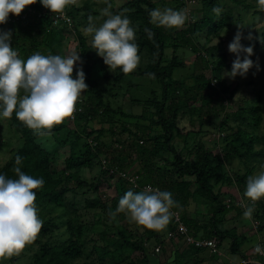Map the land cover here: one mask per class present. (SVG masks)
Returning <instances> with one entry per match:
<instances>
[{
	"label": "trees",
	"instance_id": "16d2710c",
	"mask_svg": "<svg viewBox=\"0 0 264 264\" xmlns=\"http://www.w3.org/2000/svg\"><path fill=\"white\" fill-rule=\"evenodd\" d=\"M84 1L85 16H97L99 13L95 10V2ZM156 1L123 0L118 6L117 13L132 20L139 56L147 52L150 62L145 69L139 68L129 74L119 70L115 77L107 74L105 66L96 65L100 58L92 61V44H88L80 28L81 8L76 5H69L65 9L68 20L56 22V13L37 0L19 16L10 13L7 23L0 24V31L11 32L10 43L23 59L37 52L42 55L67 54L69 50L78 52L80 61L74 65L73 78L82 69L88 85L76 106L74 117L53 128L50 135L56 141L51 148H45L41 143L42 137L47 135H39L27 128L15 113L11 119L0 116L19 138L14 146L0 141V145L9 152V157L0 164V174L17 179L14 168L19 166L25 174L45 181L43 188L36 190L38 215L43 226L32 244L39 243V247L28 264H97L90 260L92 254H96L98 264H149L151 255L144 244L155 239L153 251L157 252L156 246L161 245L160 251L163 252L167 241L174 242L167 239L168 231H177L174 218L163 236L161 232L146 230L144 238L134 236L127 228V224L123 223L126 218L124 213H116L118 201L125 192L142 191L145 185L170 191L178 204L171 211L180 214L190 233L216 241L217 251H212L180 240L186 248L174 250L175 261L182 257L192 259V264H199L209 260L210 256L221 255L222 247L226 246L230 255L240 256L239 261L226 264H264V255L242 249L256 232L250 229L238 231L237 227L229 228L226 225L227 214L231 210L243 213L246 207L251 206L254 209L252 219L256 220L257 228L261 231L264 229L263 200L245 204L222 190L224 186L235 185L243 196L247 178L253 175L255 163L259 161L261 164L264 159V146L257 148L259 143L264 142V133L260 131L264 119L263 88L255 87L252 96L243 97L234 109V98L241 84L228 83L219 74L233 63L228 51L223 50L218 56L214 53L219 45L212 43L213 38H221L225 28L226 31L230 30L233 11L223 0H201V18L189 19L183 28L167 29L150 23L149 12L158 9ZM189 1L174 0L176 6L163 5V9L185 11ZM233 1L244 4L246 10L257 5V0ZM106 3L109 7L115 6V0H106ZM214 8L220 10L219 15L213 11ZM107 18L103 14L100 20L104 22ZM243 21L240 16V29ZM145 29H150L154 34L151 39ZM259 31L261 37L255 39L253 45L264 47V25ZM69 32L75 34L74 45L65 48L64 42ZM167 48L173 49L170 59ZM180 48L191 49L195 56L192 63L186 62L184 56L177 53ZM261 58L264 60V55ZM187 65L191 66L187 68ZM186 69L190 71L184 72ZM176 71L179 73L175 74ZM127 75H144L159 84L151 96L132 99V104L144 105L140 114L126 111L122 105L114 106L106 97L107 89L100 85L101 80H112L114 84L123 81ZM190 79L192 82H189ZM95 120L108 122L113 134L118 131L125 133L126 137L105 140L103 137L107 129H95L91 126ZM184 120L188 124L182 125ZM70 121L75 127L69 125ZM208 127L213 130L210 131ZM208 133L217 146L215 149L210 148L204 140ZM83 138L86 141L78 150L75 144ZM64 146H70V154L64 159L63 169L57 171L55 166L61 156L59 150ZM17 155L22 158L20 165L15 163ZM236 162L242 164L244 170L238 168ZM96 164L100 166L97 177L88 180L81 175L83 167L92 168ZM111 179H115L114 195H109L105 190V185H111ZM85 187L96 193L94 197L85 198V207L101 209L106 215L104 224L107 226L101 232L105 244L94 245L87 255L85 243L80 241L87 225L74 220L77 206L71 204L73 217L63 218L68 210L67 193L75 194ZM192 202L205 205L203 218L200 219L198 210L190 212ZM59 208L62 213L55 212ZM110 213H116L114 218ZM62 224L66 225L63 233ZM64 233L67 235L64 236ZM259 245L264 249L261 243ZM204 248L210 250L208 259L198 255ZM137 251L143 255L139 260L132 258ZM191 254L193 257L190 258ZM243 259L246 263L242 262ZM183 264H188L187 260Z\"/></svg>",
	"mask_w": 264,
	"mask_h": 264
},
{
	"label": "clouds",
	"instance_id": "9594fccd",
	"mask_svg": "<svg viewBox=\"0 0 264 264\" xmlns=\"http://www.w3.org/2000/svg\"><path fill=\"white\" fill-rule=\"evenodd\" d=\"M36 2L0 0V24L7 23L10 13L19 16L27 6ZM40 3L52 13L65 17L67 6L76 5L77 0H40ZM257 3L264 10V0H257ZM213 11L217 15L220 13L217 8ZM104 14L108 18L99 27L89 16L85 34L92 36V49L111 71L119 69L123 74H129L140 63L136 30L127 16L111 14L108 9ZM149 16L150 23L167 29L181 28L187 21L185 11L173 8L153 9ZM145 31L151 39L152 31ZM241 39L242 33L237 31L228 45L229 52L236 54L230 78L244 77L253 67L254 62L250 59L253 47H244ZM10 41L11 32L0 31V116L11 119L15 113L27 128L39 135H50L55 126L74 117L82 93L88 89L82 69L73 78L74 65L80 61V55L75 51L67 56L37 52L23 59ZM241 53H245L243 59ZM21 92L24 95L21 96ZM15 163H22L19 155L15 157ZM14 172L17 179L0 174V260L18 256L37 239L43 226L38 215L36 190L42 189L45 181L25 174L19 166ZM244 196L253 204L264 198V165L258 173L247 178ZM177 206L170 191L149 186L139 192H125L118 201L116 213H124L142 229L164 232L173 217L171 209ZM253 211V207H246L244 219L251 220ZM116 213H110V216L114 218ZM254 251L264 255L259 244L255 245Z\"/></svg>",
	"mask_w": 264,
	"mask_h": 264
},
{
	"label": "rangeland",
	"instance_id": "374dc122",
	"mask_svg": "<svg viewBox=\"0 0 264 264\" xmlns=\"http://www.w3.org/2000/svg\"><path fill=\"white\" fill-rule=\"evenodd\" d=\"M95 2L94 7L95 10L99 13L97 16H91L93 18L92 23H94L97 27H99L103 21L100 20L104 14V10L108 9L111 14H119L122 16V13L118 12V6L121 5L123 0H115V6L114 8L109 7L106 3V0H92ZM224 3L228 5V8H231L233 11V22L230 26V30L226 31V28L222 30L221 32V38L214 37L212 43L218 44V48L214 50V53L216 56L219 55V53L223 50L228 51V56L230 58V61L233 62L236 58V54L229 52L228 45L230 42L233 41L234 36L236 35L237 31H240L242 33V39L241 44L244 47L251 46L253 47V55L250 57V59L253 60V67L248 71L246 76L241 77L237 75L235 78H230L229 74L232 68V64L229 67H225L221 72L219 73L221 77H223L228 83L235 84L240 83L241 89L238 91L237 96L234 98V109L237 108L239 105L240 100L245 96H252V90L255 87L263 88L262 90V96H263V102H264V60L261 58V56L264 55V47H258L253 45V41L257 38H260V31L259 28L264 25V11L261 10L257 5L245 9L244 4H236L233 0H223ZM158 5V9L163 10V5H166V7H174L177 4L174 2V0H157L156 1ZM84 0H77L76 6L81 8L80 11V28L86 38L88 39V44L91 45L92 36L90 34H85V29L89 25V17L85 16L86 9H84ZM202 8V1L201 0H190L187 4L185 12L187 13V10L196 11L195 14L187 15V21L189 19H199L202 16L201 9ZM185 9V8H184ZM262 11V12H260ZM193 15V16H192ZM243 17L244 21L241 25L242 29L238 26V20L239 17ZM131 25L132 20L129 18ZM186 21L185 27L188 22ZM181 27V28H183ZM67 37L64 42V47L67 48L68 46L71 47L72 44L74 45L75 40V34L72 32H69L66 34ZM205 38L203 37V40ZM72 42V43H71ZM92 47V46H91ZM173 49L167 48L166 53L167 57L170 59L172 56ZM71 51H67V54L60 53L61 56H67L70 54ZM180 56H184V60L188 63H192L194 61V54L189 48H180L177 52ZM245 53H241V59H243V56ZM91 57L92 61L97 60V58L101 59L96 64L97 66H105L107 69V74L114 76L119 69H117L115 72L111 71L108 66L102 61V57L97 55L96 51L94 49H91ZM150 62V57L147 52H143L140 55V63L137 67V69H145ZM257 65L259 66V69H257ZM191 65H187V68H189ZM136 69V70H137ZM180 71V70H179ZM184 72H189L190 69L183 70ZM179 73L176 71L175 74ZM181 74V73H180ZM116 76V75H115ZM114 76V77H115ZM181 76V75H179ZM183 76V75H182ZM186 76V75H184ZM112 80H101L100 85L103 88L107 89L106 97L111 100L114 106L122 105L126 111H132L135 114H140L144 110V105L140 104H132V99L139 98V99H145L146 97H149L153 94L154 90H156L159 87V84L157 82H154L151 80L150 77H146L144 75H127L123 81L120 82H114L112 83ZM189 82H192L190 79ZM264 112V107H263ZM182 125L188 124L186 120L181 122ZM69 125L71 127H75L74 124L70 121ZM118 125V123H117ZM91 126H94L95 129H99L101 127H105L107 129L104 139L107 141L110 140H116L121 137H126L125 133L118 132L116 134H113L111 130L109 129V123H101L99 120H95L93 123H91ZM210 131L213 130L212 127H208ZM209 131V132H210ZM264 133V119L261 123V130ZM210 133H208L204 140L207 141L208 146L210 148H216L214 145V141L211 140L212 136ZM19 140L18 134L14 132L10 126L5 122L3 118H0V141H5L6 145L12 144L13 146L16 144V142ZM56 139L52 135H47L42 137L41 143L45 148H51L52 146H55ZM86 139L83 138L81 140H78L75 144L77 149L79 150L82 148L83 144L85 143ZM191 142V141H190ZM1 143V142H0ZM264 146V142H261L257 145V148ZM61 156L59 157L55 168L57 171H61L64 167V159L70 154V146H64L61 147L60 150ZM218 151V150H216ZM166 155H168L166 153ZM9 157L8 150L0 145V164L5 161V159ZM254 163V159L251 161ZM237 167L241 170H244V166L242 164H238ZM256 167L253 172V175L258 173L261 170V165H264V159L262 160V163L260 164L259 161L255 163ZM236 168V167H235ZM100 171V166L98 164L94 165L92 168L85 166L83 167V170L81 171V175L88 179L92 180L95 177L98 176ZM109 186L105 185V190L109 195L115 194V179L110 180ZM224 192H229L230 194L236 196L237 200L244 201L245 204H247L249 199H247L244 195L242 196L241 193L238 191L237 187L234 186H224L222 189ZM68 196V210L65 211L63 218L72 216L74 213V210L72 209V203L77 206V211L75 212L74 220L76 222H82L83 224H86L90 228L84 229V232L81 236L80 241L85 243L84 249L85 254H89L91 252L94 245H104L105 241L102 239L101 232L103 230L107 229V226H105L104 222L106 221V215L101 211L99 208L89 209L85 207V198L88 197H94L96 196V193L92 191L91 189L80 188L77 193L69 192L67 193ZM260 200L264 201V198H261ZM190 212L198 210L200 212V219L203 218L204 212H205V205L203 204H197L196 202H192L190 205ZM56 213H62V209L59 208ZM244 213V212H243ZM243 213H238L237 210H231L227 214V223L226 225L229 228L237 227L238 231H247V230H253V233L256 232L254 235H251L249 240L245 243V245L242 247L243 251H247L248 253H253L254 247L257 244H262L264 246V229L261 231L257 228V222L256 220H246L243 217ZM192 214V213H191ZM73 217V216H72ZM127 224V228L131 230L134 233V236L137 237H144L146 229H142L138 227L135 223L131 222L130 219L126 216L125 221L123 223ZM108 225V224H107ZM168 227V226H167ZM66 225L62 224L61 230L62 233L65 232ZM167 231V228L164 232H161V235L163 236ZM67 233H64V236H66ZM230 240L227 239V242L229 243ZM167 245L165 249L160 252H155L154 246H155V239H152L151 241L145 243L144 245L147 246V253H149L150 256V263L149 264H183V261L188 264H192V259H184L179 258L178 261H175L176 254L174 253V250L179 247L180 250H184L186 245L182 243L180 240H174L167 241ZM180 244V245H178ZM39 247V243L28 245L18 256H13L6 260H0V264H28L33 260V254ZM229 249L226 248V246L222 247L221 255H218L216 257H211L210 250L207 248L202 249L199 252L200 258H209V260L202 261L199 264H226V263H233L234 261H239L240 256L238 254L230 255L228 253ZM153 253V254H151ZM142 254L140 251H137L135 255H132V258L135 260H139L142 258ZM193 257L192 254L190 255V258ZM84 258V257H83ZM194 259V258H193ZM79 260H82L79 259ZM90 260L98 264V259L96 257V254L90 255ZM180 261V262H179Z\"/></svg>",
	"mask_w": 264,
	"mask_h": 264
},
{
	"label": "built area",
	"instance_id": "2783aa9c",
	"mask_svg": "<svg viewBox=\"0 0 264 264\" xmlns=\"http://www.w3.org/2000/svg\"><path fill=\"white\" fill-rule=\"evenodd\" d=\"M195 1V0H192ZM191 10H187V14L190 15ZM60 19H67L66 17H61L59 14H56L55 17V21L58 22ZM124 175V174H123ZM151 187L152 189H160L158 187H153L151 185H145L144 189L146 187ZM161 190V189H160ZM173 213V218L174 221L177 225V231H168L167 233V239L168 240H178L181 236V238L179 240H181L182 242H184L185 244H194L197 247H207L209 249H211L212 251H217V244L216 241L211 240V239H204V238H199L194 236L193 234L190 233V230L188 228V226H186L181 218H180V214L178 212H172ZM161 250V245L156 246V251L159 252ZM243 263H246V260L243 259L242 260Z\"/></svg>",
	"mask_w": 264,
	"mask_h": 264
}]
</instances>
